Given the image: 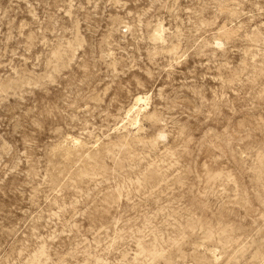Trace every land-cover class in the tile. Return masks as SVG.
Segmentation results:
<instances>
[{"label":"rangeland","instance_id":"obj_1","mask_svg":"<svg viewBox=\"0 0 264 264\" xmlns=\"http://www.w3.org/2000/svg\"><path fill=\"white\" fill-rule=\"evenodd\" d=\"M0 264H264V0H0Z\"/></svg>","mask_w":264,"mask_h":264}]
</instances>
